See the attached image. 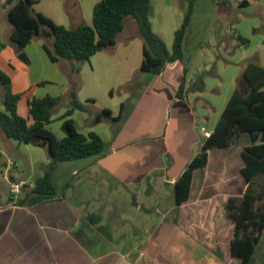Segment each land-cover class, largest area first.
I'll return each instance as SVG.
<instances>
[{"label": "crops", "instance_id": "crops-1", "mask_svg": "<svg viewBox=\"0 0 264 264\" xmlns=\"http://www.w3.org/2000/svg\"><path fill=\"white\" fill-rule=\"evenodd\" d=\"M31 43L29 51L47 69L55 70L43 41ZM104 59L109 62L110 54ZM174 64L161 75L128 87L119 112L109 110L117 118L123 105L121 118L101 119L108 126V137L97 130L98 122L89 119L84 132L75 122L79 132L99 134L105 150L61 164L52 180L53 197L37 201L33 192L51 161L50 153L38 177L33 171L27 178L4 176L0 264H240L232 254L234 223L225 210L227 200L240 195L239 186L230 172L225 174L224 160L214 155L212 163L213 154L226 148L209 151L207 166L194 172L189 200L176 205L175 184L200 152L205 141L201 128H206L209 117L203 115L200 120L184 100L180 92L186 81L183 69H174ZM55 77L61 78L62 91L41 92L37 87L27 106L33 98L56 97L68 90L64 76L57 71ZM44 81L51 82L38 78L35 84ZM11 82L12 92L24 98L26 92L15 89L13 77ZM216 124L206 129L213 131ZM39 145L43 150L48 146ZM19 164V160L8 159L0 170L7 173ZM20 182L26 185L14 197L11 185ZM263 239L264 234L258 246ZM257 248L249 264H264V248L259 253Z\"/></svg>", "mask_w": 264, "mask_h": 264}, {"label": "rangeland", "instance_id": "rangeland-1", "mask_svg": "<svg viewBox=\"0 0 264 264\" xmlns=\"http://www.w3.org/2000/svg\"><path fill=\"white\" fill-rule=\"evenodd\" d=\"M99 1L39 0L34 8L56 24L71 29L80 24L92 25L94 6ZM189 2L190 0L152 1L150 20L153 30L165 42L169 51L172 50L175 33L188 12ZM5 3L6 0H0V69L14 78L15 89L26 92L19 103V113L28 116L27 99L35 88L38 87L41 92L62 91V80L55 77L58 71L68 81V89L70 81L73 82L79 101L89 108V112L75 113L74 119L80 130L84 132L91 119L90 121L98 122L97 130L108 137V126L101 120L103 116L107 117L105 110L117 114L128 93V87L152 76L140 69L143 39L138 33L135 20L131 17L126 19L125 29L117 40L116 48H108L105 53L91 58L89 62L71 63L61 60L59 64H53L55 70L50 71L40 63L34 52L29 51L32 43L25 48L28 49L25 52V49L21 50L11 40L13 26L8 22ZM240 39L247 42L243 43ZM38 40L44 43L43 38L35 39ZM105 54H110L109 62L105 61ZM250 63L264 68V0H196L183 42V59L175 62L174 69L182 67L186 80L182 83L183 98L200 116V120L203 115L209 117L204 122L206 128L211 129L218 122ZM29 69H32L30 74ZM75 69H79V72H74ZM38 78H49L51 82L44 81L36 85ZM32 85L34 86L31 88ZM109 88L113 89V93L110 94ZM67 92L68 90L56 96L63 97L64 102L54 109L53 123L49 125L59 138L66 136L61 117L69 107ZM5 94L6 88L0 81V110H4ZM258 139H253L248 134L235 133L229 147L213 154L212 163H215L214 155L220 157L221 161H225L224 165H227L224 168L225 174L230 172L234 183L241 184V150ZM39 144V140L29 144L20 143L8 138L0 130V166L7 163L8 159L19 160L21 163L18 168L7 173L5 169L0 170V191L5 190L4 176L11 179L19 178L18 176L27 178L32 171L37 177L41 174L42 163L49 158L50 152L48 148L41 149ZM203 174H200L201 178ZM242 189L243 186H240L237 191L241 193ZM249 190L264 198V173L255 177ZM263 248L264 239L258 246L257 253Z\"/></svg>", "mask_w": 264, "mask_h": 264}, {"label": "trees", "instance_id": "trees-1", "mask_svg": "<svg viewBox=\"0 0 264 264\" xmlns=\"http://www.w3.org/2000/svg\"><path fill=\"white\" fill-rule=\"evenodd\" d=\"M153 0H100L94 6L93 24H80L67 28L56 24L51 18L36 12L39 0H6L7 19L13 26L11 40L24 50L33 40L43 38V47L53 63L61 60L88 62L99 52L113 48L118 35L124 30L128 17L135 20L143 39L141 71L161 75L169 64L183 59V42L191 23L196 0H190L189 9L181 27L176 31L172 50L154 32L150 20ZM49 40H53L51 43ZM241 40V39H240ZM243 43L246 40H241ZM79 72V69L73 70ZM0 81L6 88L4 110H0V130L20 143L39 140L48 144L51 161L44 175L37 179L33 192L36 200L49 199L56 193L53 176L65 162L101 155L105 142L96 132L83 134L78 131L72 118L76 111L89 112L78 99L77 89L70 81L67 92L69 107L62 115L66 136L59 138L50 128L54 109L64 102L63 97L45 96L28 102V116L19 113L23 94L12 92L11 78L0 69ZM184 84L180 87L182 93ZM123 111V105L121 106ZM111 112L105 110L109 120ZM235 133L248 134L254 143L242 148L240 169L244 191L231 196L225 210L234 223L232 254L240 264H249L264 234V198L250 192L249 187L256 176L264 173V68L250 63L244 70L238 87L228 100L210 138L205 139L200 152L175 184L176 205L189 200L194 172L208 164L209 151L230 146ZM239 179V178H238Z\"/></svg>", "mask_w": 264, "mask_h": 264}, {"label": "built area", "instance_id": "built-area-1", "mask_svg": "<svg viewBox=\"0 0 264 264\" xmlns=\"http://www.w3.org/2000/svg\"><path fill=\"white\" fill-rule=\"evenodd\" d=\"M201 132L203 134L204 139H208L212 135V131H208L204 127L201 128ZM25 185H26L25 182H20V183H14V184H12L11 185V194H12V196L18 197L21 194L22 189L24 188Z\"/></svg>", "mask_w": 264, "mask_h": 264}, {"label": "water", "instance_id": "water-1", "mask_svg": "<svg viewBox=\"0 0 264 264\" xmlns=\"http://www.w3.org/2000/svg\"><path fill=\"white\" fill-rule=\"evenodd\" d=\"M44 145L46 146V145H47V143L45 142V143H44Z\"/></svg>", "mask_w": 264, "mask_h": 264}]
</instances>
